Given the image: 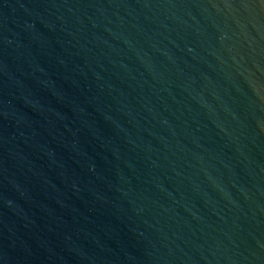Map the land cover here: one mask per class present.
Here are the masks:
<instances>
[{
	"label": "water",
	"instance_id": "95a60500",
	"mask_svg": "<svg viewBox=\"0 0 264 264\" xmlns=\"http://www.w3.org/2000/svg\"><path fill=\"white\" fill-rule=\"evenodd\" d=\"M0 264H264V0H0Z\"/></svg>",
	"mask_w": 264,
	"mask_h": 264
}]
</instances>
